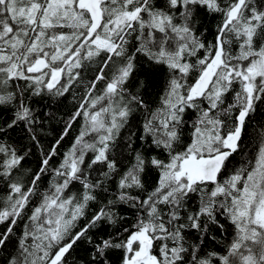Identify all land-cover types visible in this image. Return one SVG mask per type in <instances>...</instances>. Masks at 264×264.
<instances>
[{
	"label": "snow or ice",
	"instance_id": "snow-or-ice-1",
	"mask_svg": "<svg viewBox=\"0 0 264 264\" xmlns=\"http://www.w3.org/2000/svg\"><path fill=\"white\" fill-rule=\"evenodd\" d=\"M205 17L217 18L211 39ZM165 69L149 110L131 87ZM74 88L46 149L51 108ZM258 102L264 0H0V264H69L77 246L72 264H264V126L255 154L233 163ZM118 139L127 157L112 154Z\"/></svg>",
	"mask_w": 264,
	"mask_h": 264
},
{
	"label": "trees",
	"instance_id": "trees-1",
	"mask_svg": "<svg viewBox=\"0 0 264 264\" xmlns=\"http://www.w3.org/2000/svg\"><path fill=\"white\" fill-rule=\"evenodd\" d=\"M210 18L214 24L217 23L216 17H210ZM131 91L133 92L139 91L140 94L143 96L145 103L148 105L149 110H152L156 106H158L160 95L163 93L164 90H154L150 93L145 94L144 92L140 91L139 88L132 86ZM72 94H69L66 99L62 100L61 103L51 108L52 115L50 119L45 122L44 134L41 137L42 143L45 145L46 149L51 144H53L56 139H58L60 133L64 129L65 121H67L69 115L72 113V111L76 107V106H72L70 103ZM229 99H231V97H229ZM145 115L146 113L143 110L135 114V120H134L135 127L133 128V130L139 127V125L143 122ZM82 123H83V118H80V120H78L74 124L68 136L65 137V139L62 141L58 149L60 155L54 157L52 160L53 166L58 164L63 153L67 151L68 148L71 146L72 142L74 141L75 136L79 133L80 126ZM261 126H264V104H260L258 102L256 111L251 115V118L248 120V128L243 137V142L241 144V152L239 154H236L233 158V163L236 166H239L242 161L247 162V160L255 154L256 145L258 144V133L260 131ZM123 131L125 132V136H126L127 131L126 130H123ZM185 132L186 134H190L187 129L185 130ZM12 135L14 139H18L20 135L19 130H17ZM39 158H40L39 152H34V154L31 157H29L28 160L25 161V168L35 170ZM127 163H128V160L126 161V166H127ZM49 179L50 177L45 175L42 181L40 182L41 192L47 188ZM25 181H27V177H25ZM2 189H3V185L0 184V200H2V198L5 195V192ZM35 203H38V196L33 197V204ZM30 211L31 209L29 208L27 215H30ZM25 223H27L26 218L17 225L14 235L12 236L11 240L8 242L6 246L7 251L9 253H12L15 251V245L17 242V238L24 231ZM217 235L219 236V233H217ZM206 247L208 249H212L214 247H217V245L214 242L208 241L206 242ZM2 255H4V253H0V256ZM84 255L85 253L82 251L81 247L77 246V248L73 251L72 256L69 258V264H72L73 258L84 256Z\"/></svg>",
	"mask_w": 264,
	"mask_h": 264
},
{
	"label": "rangeland",
	"instance_id": "rangeland-1",
	"mask_svg": "<svg viewBox=\"0 0 264 264\" xmlns=\"http://www.w3.org/2000/svg\"><path fill=\"white\" fill-rule=\"evenodd\" d=\"M204 23L209 28V33H208L207 38L211 39L212 35H213L212 29L216 23L214 24L210 17H205ZM99 59L100 58H97V63H94L90 66V69L86 73V79L91 78L94 75V71H95V68L98 66ZM118 63H119V61L117 60L116 63L113 64L112 68L108 70L109 76L111 75V72L114 70V68L116 67V65ZM143 79H145L144 73L142 71H138L135 74V78H134L132 83H133V85H135L138 83L139 80H143ZM148 79H149V84L146 85V89H139L140 91H142L146 94V93H150L154 90H164L167 79H168L167 70L165 69L164 71L156 72L154 75H150ZM102 87H103V84L101 83L99 85V88H102ZM135 87H137V86H135ZM82 91H83L82 89H77V88L73 89V94H72L71 99H70V103L72 106H77L76 100L73 99V96L78 98L82 94ZM190 116H191V114H190ZM123 142H124L123 140L118 139L116 146L112 150L113 155L123 151L124 156L125 157L128 156L127 151H125V149H123V146H122ZM118 158L123 159V157H118ZM126 161H127V159H123V166H126ZM92 175L95 176L96 173H93Z\"/></svg>",
	"mask_w": 264,
	"mask_h": 264
}]
</instances>
